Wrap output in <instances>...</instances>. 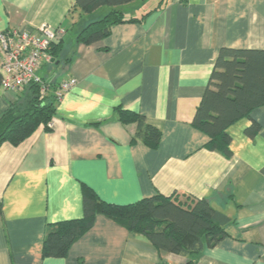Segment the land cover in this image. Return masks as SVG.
<instances>
[{"label":"crops","instance_id":"obj_1","mask_svg":"<svg viewBox=\"0 0 264 264\" xmlns=\"http://www.w3.org/2000/svg\"><path fill=\"white\" fill-rule=\"evenodd\" d=\"M75 1L0 0V32L47 26L63 41L58 62L37 70L51 90L76 80L49 131L39 127L17 146H0V264L187 261L103 215L64 257L42 258L48 225L82 217L83 185L119 205L157 194L188 204L206 198L229 222L193 264H264V105L227 128L230 156L206 148L208 137L191 125L219 50H264V0L172 1L89 45L76 35L110 8L82 14ZM137 2L117 9L139 19L158 3L144 10ZM20 98L0 90V116ZM116 108L156 127L158 146L138 139L137 124H122ZM253 124L258 130L249 136Z\"/></svg>","mask_w":264,"mask_h":264},{"label":"trees","instance_id":"obj_2","mask_svg":"<svg viewBox=\"0 0 264 264\" xmlns=\"http://www.w3.org/2000/svg\"><path fill=\"white\" fill-rule=\"evenodd\" d=\"M132 1L76 0L74 7L82 14L92 13L101 7L110 8L102 17L87 22L76 35V42L92 44L106 38L117 24L141 22L147 14L165 8L172 1L185 3L187 0H159L150 12L139 19L125 18L117 7ZM62 50L63 41L59 40L51 43L47 53L50 59L57 61ZM53 91L42 94L40 85L30 82L19 92L20 100L0 116V146L3 143L17 146L39 127H43L44 131L50 130L48 125L56 114L60 100ZM262 105L264 50L221 48L191 125L208 137L206 148L230 156L227 128ZM116 114L124 125L137 124L136 136L146 146L151 149L158 146L160 131L146 124L141 115L121 108H116ZM257 130L253 124L246 132L253 136ZM131 141L135 143V138ZM82 194L81 218L48 225L42 241V258L64 257L70 246L91 229L96 215H103L129 232L145 236L161 250L188 256L184 264H193L195 256L203 249L215 246L224 237L223 227L229 222L225 215L210 206L206 198L194 199L188 204L187 201H178L175 195L167 197L157 194L119 205L101 201L84 185Z\"/></svg>","mask_w":264,"mask_h":264},{"label":"built area","instance_id":"obj_3","mask_svg":"<svg viewBox=\"0 0 264 264\" xmlns=\"http://www.w3.org/2000/svg\"><path fill=\"white\" fill-rule=\"evenodd\" d=\"M56 38L57 31L47 26L0 32V90L19 93L30 82H36L42 94L51 92L50 85L42 81L37 70L43 62L51 60L47 51ZM75 85L76 80L70 78L61 82L52 93L61 99Z\"/></svg>","mask_w":264,"mask_h":264},{"label":"rangeland","instance_id":"obj_4","mask_svg":"<svg viewBox=\"0 0 264 264\" xmlns=\"http://www.w3.org/2000/svg\"><path fill=\"white\" fill-rule=\"evenodd\" d=\"M137 1H138L137 3H139L141 7L145 6L144 10H147L148 8H150L151 6H153L158 2V0H137Z\"/></svg>","mask_w":264,"mask_h":264},{"label":"water","instance_id":"obj_5","mask_svg":"<svg viewBox=\"0 0 264 264\" xmlns=\"http://www.w3.org/2000/svg\"><path fill=\"white\" fill-rule=\"evenodd\" d=\"M51 62H54V59H51ZM58 61H56V63H57Z\"/></svg>","mask_w":264,"mask_h":264}]
</instances>
